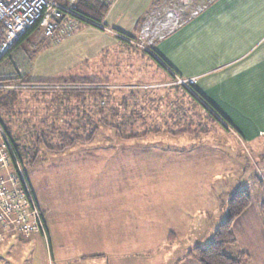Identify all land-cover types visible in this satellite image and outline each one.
<instances>
[{
	"label": "rangeland",
	"instance_id": "1",
	"mask_svg": "<svg viewBox=\"0 0 264 264\" xmlns=\"http://www.w3.org/2000/svg\"><path fill=\"white\" fill-rule=\"evenodd\" d=\"M58 3L65 8L57 22L61 28L52 37L41 31L46 41L40 46L33 44L40 31L34 29L21 41L23 48L36 50L73 35L80 23L72 15L76 0ZM205 3L153 0L136 31L118 33L121 43L74 68L68 74L73 76L25 83L13 53L0 56V97L16 95L12 107L0 108V126L46 221V235L40 234L46 250L57 254L64 247L68 260L85 264H198L193 247L210 240L227 217L230 194L245 189L250 203L237 231L236 217L231 224L237 244L224 251L247 252L246 264L264 262V216L258 218L264 212V160L252 146L232 142L197 104L192 88L177 85L150 56L157 39ZM20 83L30 88H17ZM91 124L98 127L88 143L63 150L42 143L54 145L60 130L81 125L85 138ZM126 131L150 133L118 137ZM15 146L35 154L20 159ZM254 216L258 220L251 221ZM183 220L189 225L181 226ZM251 226L262 244L251 242ZM241 230L246 232L240 236ZM33 234L0 227V253L13 264L54 260L35 250Z\"/></svg>",
	"mask_w": 264,
	"mask_h": 264
},
{
	"label": "crops",
	"instance_id": "2",
	"mask_svg": "<svg viewBox=\"0 0 264 264\" xmlns=\"http://www.w3.org/2000/svg\"><path fill=\"white\" fill-rule=\"evenodd\" d=\"M152 4L153 0H111L101 23L80 22L73 35L63 39L56 37L36 50L23 48L20 42L7 55L13 53V65L19 64L21 77L25 80H57L73 76L68 74L76 72L74 68L85 66L86 60L121 43L118 33L132 34L136 31L139 19ZM166 23L170 25V20ZM39 29L33 41L36 45L46 41ZM153 47L158 63L154 59L152 61L160 70L168 78L196 77L193 92L197 104L203 110H210L211 113L206 112L210 120L230 135L232 142L252 146L263 161L264 0H212L196 13L183 15L177 25L155 41ZM244 213L245 210L236 217L235 231ZM262 216L264 212L258 215L259 221ZM250 220L258 219L254 216ZM189 223L183 220L181 226ZM253 230L256 232L251 230V242L262 244L263 231L261 239L258 236L260 231ZM245 232L241 230L240 236ZM32 237L39 245L35 250L54 258L42 260L43 264H85L78 259L68 260L62 253L64 247L59 246L57 254L52 249L46 250L45 238L40 234L35 233ZM234 237L235 245V234ZM5 253H0V264H13ZM245 253L247 256L242 264L249 259V254Z\"/></svg>",
	"mask_w": 264,
	"mask_h": 264
},
{
	"label": "built area",
	"instance_id": "3",
	"mask_svg": "<svg viewBox=\"0 0 264 264\" xmlns=\"http://www.w3.org/2000/svg\"><path fill=\"white\" fill-rule=\"evenodd\" d=\"M64 9L56 0H0V56L35 24L45 36H54ZM175 79L177 85L185 88H192L197 82L196 77ZM13 158L10 142L0 126V172L7 171L6 175H0V227L13 226L26 236L32 233L45 236L42 211L23 169L17 160L15 168Z\"/></svg>",
	"mask_w": 264,
	"mask_h": 264
},
{
	"label": "trees",
	"instance_id": "4",
	"mask_svg": "<svg viewBox=\"0 0 264 264\" xmlns=\"http://www.w3.org/2000/svg\"><path fill=\"white\" fill-rule=\"evenodd\" d=\"M56 1L60 3H65V0H56ZM210 1L212 0H206L205 5H208ZM108 8H109V3L107 2L103 3L99 0H76L75 8L73 9L72 15L82 23L96 25L102 21V19L104 18V16L106 15L108 11ZM140 20L141 19H139V21ZM57 22H59V20H57ZM36 28H39L38 24H35L27 32H25V34L22 35V37L16 42L14 46L16 47L18 44H20V42L23 39H25L27 35ZM153 45H151V50L153 53H151L150 56L157 62L158 60L155 57ZM5 54H7V52ZM3 80L4 78H0V82H2ZM23 81L25 83L35 84L34 81H30V80H23ZM71 81L72 80H69L66 82L68 84ZM59 82H63V81H57V83ZM20 86L30 88V86L22 85L21 83L19 84V87L17 88H20ZM99 89L101 88H92L94 92H96ZM192 90H193V87H192ZM97 95H99V93H97ZM15 96L13 95V93H11L10 95L7 94L3 97H0V108L7 110L8 106L12 107L11 105H13L12 102L15 101ZM101 111L102 109L100 110V112ZM206 112L211 113L210 110L207 108H206ZM80 127H85V126L81 125ZM80 127H78L77 130L74 129L72 132H69V133L63 132L62 130H60L58 133L59 140L54 145L48 146V143L46 142H42V143L46 145L47 147L54 148L56 150H61V149L63 150L65 148L72 147L73 145L79 142L88 143L89 141L93 139L98 126L95 124L94 125L91 124L90 128L88 129L89 131L87 132L85 138L81 136L82 132L81 133L78 132L80 131L78 130L80 129ZM121 127H127V126L124 125ZM149 133L145 132V134L143 135L146 136ZM125 134L126 135L119 134L118 137L123 139L125 137L134 138V137L143 136L141 134L128 133L127 131ZM40 135L44 137V134H40ZM9 137L11 138L12 142H14V140L12 139L10 135ZM34 143H37V142L34 141ZM35 147L38 148V145L35 144ZM15 149L20 159H24V158L29 159V158H32L35 154V151L33 150L32 151L27 150L26 152H23L24 151L23 148L21 149V151L18 152V150H20L18 146H15ZM249 203H250V197L245 189H238L230 194L228 201H227L228 214H227L226 219L218 225V227L215 229L214 233L212 234L210 240L204 246L196 245L193 247L192 251L190 252V254H193L197 258L199 264H242L243 263V260L247 256L245 252L239 253L238 255L234 256V255L226 253L224 251V248L227 246V244L234 242V236L231 230V224L234 218L237 217L244 209L247 208Z\"/></svg>",
	"mask_w": 264,
	"mask_h": 264
}]
</instances>
